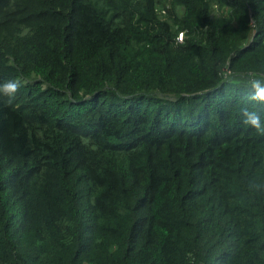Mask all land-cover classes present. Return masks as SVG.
Masks as SVG:
<instances>
[{
    "label": "trees",
    "instance_id": "trees-1",
    "mask_svg": "<svg viewBox=\"0 0 264 264\" xmlns=\"http://www.w3.org/2000/svg\"><path fill=\"white\" fill-rule=\"evenodd\" d=\"M260 76L264 0H0V264H264Z\"/></svg>",
    "mask_w": 264,
    "mask_h": 264
},
{
    "label": "clouds",
    "instance_id": "clouds-1",
    "mask_svg": "<svg viewBox=\"0 0 264 264\" xmlns=\"http://www.w3.org/2000/svg\"><path fill=\"white\" fill-rule=\"evenodd\" d=\"M183 36V34H180ZM180 37V36H179ZM23 86V81L20 80H7L3 84H0V93H3L4 97H7L5 101L8 105H11L15 100L16 94ZM252 88L255 90L254 94L249 98L251 101H255L259 104H264V76H260L258 79L252 81ZM245 120V126H251L255 130L264 134V124L261 123V118L254 111H249L247 108H242Z\"/></svg>",
    "mask_w": 264,
    "mask_h": 264
},
{
    "label": "built area",
    "instance_id": "built-area-1",
    "mask_svg": "<svg viewBox=\"0 0 264 264\" xmlns=\"http://www.w3.org/2000/svg\"><path fill=\"white\" fill-rule=\"evenodd\" d=\"M179 40H182V35H180Z\"/></svg>",
    "mask_w": 264,
    "mask_h": 264
}]
</instances>
